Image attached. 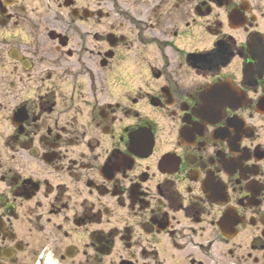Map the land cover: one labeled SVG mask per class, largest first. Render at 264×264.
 <instances>
[{
  "label": "flooded vegetation",
  "instance_id": "af4514ba",
  "mask_svg": "<svg viewBox=\"0 0 264 264\" xmlns=\"http://www.w3.org/2000/svg\"><path fill=\"white\" fill-rule=\"evenodd\" d=\"M0 264H264V0H0Z\"/></svg>",
  "mask_w": 264,
  "mask_h": 264
}]
</instances>
